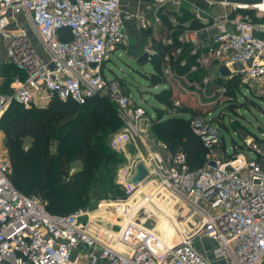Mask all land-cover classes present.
Wrapping results in <instances>:
<instances>
[{
  "label": "built area",
  "instance_id": "1",
  "mask_svg": "<svg viewBox=\"0 0 264 264\" xmlns=\"http://www.w3.org/2000/svg\"><path fill=\"white\" fill-rule=\"evenodd\" d=\"M224 1H207L208 7L221 6L218 16L187 0H153L152 15L136 17L141 29L155 27L151 44L135 59L144 53L153 67V59L159 60L155 75L174 93L169 114H180L178 109L186 101L197 104L199 114H210V104L229 99L227 87L214 82L222 78L220 67L229 71L222 79L238 78L235 92L247 86L264 100V10L259 8L263 0L250 5ZM183 10L190 12L198 28H191V21L179 25ZM18 16L30 26L48 60L32 49L26 31L16 23ZM163 18L170 26L165 25L158 37ZM132 19L120 10V0H0V39L7 62L19 72L7 92L0 89V118L12 102L28 108L43 107L52 97L79 105L105 98L122 123L119 137L143 136L153 118L134 103L124 82L103 74L110 54L124 46L125 26ZM64 30L68 40L60 37ZM187 57L193 58L191 65ZM200 70L207 74L193 79L191 75ZM190 120L207 151L204 165L189 170L181 151L168 153L166 160L154 155L143 185L132 184L127 166L117 180L125 197L119 203L111 201L122 220L118 232L110 224L107 228L95 221L84 225L82 218L91 216L86 210L52 215L39 197L20 194L11 183L10 161L0 137V264H263L264 151L260 147L264 140H242L243 149L235 154L226 149L215 154L220 141L217 127L200 115ZM158 146L167 151L164 143ZM246 151L255 152V158ZM210 161L214 167L208 165ZM159 191L184 201L205 218L198 231L184 235L172 248L155 242L147 220L138 217L151 202V194ZM137 196L141 201L134 199ZM95 227L106 238L99 237ZM109 231L121 233L120 237ZM195 237L216 243L209 258L194 246Z\"/></svg>",
  "mask_w": 264,
  "mask_h": 264
},
{
  "label": "trees",
  "instance_id": "2",
  "mask_svg": "<svg viewBox=\"0 0 264 264\" xmlns=\"http://www.w3.org/2000/svg\"><path fill=\"white\" fill-rule=\"evenodd\" d=\"M191 19L190 12L186 10L177 18L179 25ZM163 23L170 26L167 18H163ZM189 26L198 28L199 24L191 21ZM178 29L182 27L178 26ZM60 37L68 40L69 33L64 30ZM153 63L156 73H159V60L155 58ZM192 63L193 58L187 57V65ZM18 74L14 66H5L0 89L7 92L11 79ZM205 74L206 71L200 70L191 77L199 80ZM146 77L152 85L163 83L155 74ZM222 78L214 79L215 84H224L229 90L227 95H236L238 78ZM170 93L161 91L164 103L159 99L160 93L155 96L168 108ZM189 104L182 102L179 117L168 116L169 111L165 109L156 110V114L158 117L167 115L159 122L167 151L170 154L183 152L187 168L196 170L204 165L207 151L190 126L191 117L200 111L190 108ZM114 112L105 98H94L79 105L52 97L43 107L30 105L28 108L12 102L0 118V132L10 161L13 187L22 195L36 196L46 202V211L52 215H67L84 208L89 202V189H95L97 184L102 186L110 181L115 187L113 173L121 158L109 147L108 138L121 128V124ZM25 139L32 143L30 150L22 148ZM52 141L57 142L55 152H50ZM76 162L80 167L70 172Z\"/></svg>",
  "mask_w": 264,
  "mask_h": 264
},
{
  "label": "rangeland",
  "instance_id": "3",
  "mask_svg": "<svg viewBox=\"0 0 264 264\" xmlns=\"http://www.w3.org/2000/svg\"><path fill=\"white\" fill-rule=\"evenodd\" d=\"M207 10L213 16H218L223 11L220 5H210ZM10 26H12L11 28H14L13 23H11ZM27 34V38L32 49L38 54L41 49L38 39L33 33L30 34V32H27ZM1 44L3 45L2 41ZM3 51L4 59L1 58L2 61L0 59V78L2 76V70L5 68V66L9 67V63L6 59L5 47ZM0 54H3L2 51H0ZM42 54L46 55L43 49H41V59H43V57H41ZM134 55L135 54L130 56V54L126 53L124 49H117L113 54H110V59L103 65V74L106 78L117 79L124 82L127 93L131 95L134 103L137 106L143 107L150 117L153 118V121L150 122L148 127L145 129L143 134L144 137L141 136L139 138L130 140L119 137L122 128V123L120 121L121 128L111 134L108 138L109 147L121 158V161L117 163V168L114 171L115 173H113L114 175L112 178V181L114 182L113 184L116 188L111 186L110 181L101 184L102 186L97 184L95 189H89V202L84 206V208H81L82 210L91 212L90 217L85 216L82 218L84 225H94L93 222L95 221L100 228H107V226L110 224V226L113 227L112 229L114 232H118V230H120L119 226L117 225L120 224L122 220L116 217L113 204L111 205V201L114 202L116 199H121L125 196V193L120 185H116V179L119 175L118 172L124 173L123 170L127 168L126 166H129V164L133 161H139L137 158L146 153L145 150H147L149 144L158 146V143L166 142L164 139H162L163 130H161L159 127V122L162 119H165L167 115L160 114L163 116L158 117L156 110L165 109L166 111L173 112L171 108V101L170 107L168 108L161 104L162 102H165V98L161 94V91L166 90L167 85L165 83L152 85L148 77H146V74H155L156 71L154 67L149 61L143 64H138L134 58ZM210 69L214 70V66H210ZM8 73H11V70L8 71ZM239 89L240 90L236 92V95H226L229 96V99L225 98L222 104H210L208 107L209 109L207 110L210 112V114H198L200 116L210 118V122H212L219 131L220 141L214 150L215 154H219L224 149L227 150L229 155L234 150H242L243 148L238 146L241 145L242 140H247V142L252 143L264 140V100L254 95L247 88V86H241ZM158 93H160L159 99L161 103L157 100L158 97L155 96V94ZM170 95L171 100L174 97V93L171 92ZM189 107L197 109L198 105L191 102ZM110 108L115 111L114 114H117L115 107H113L111 103ZM178 110L180 111V109ZM163 113L165 112L163 111ZM178 115L179 114H168V116L176 117ZM158 132H160V134ZM0 137L4 145V141L2 139L3 135L1 132ZM31 147V141L25 139L22 143L23 150H30ZM56 149L57 142L52 141L50 152H55ZM2 150L7 153L5 145L3 146ZM235 152L236 151L233 153L235 154ZM245 153L250 158H255L256 156L255 152L250 153L246 151ZM143 158L145 157L143 156ZM79 167V162L72 164L70 172H74L75 168ZM171 199L166 196V199L163 202L169 203L170 206L172 205L169 210H167V206H165L162 207V210L160 209L159 211H156L155 215L147 213L146 210L144 212H140L138 215L139 218L147 220L146 227L148 230H154L155 240L157 243L160 242V240H167V243L165 242L164 244H168L170 237L173 235L175 236L172 238V242H177V238H181V235L179 234H182L183 231L184 217L186 219L189 213L196 219L200 217L198 213H195L188 205L184 203V201L181 202L182 200L179 201L176 199L175 203L170 204ZM178 201L180 204H178ZM177 206H179V208H177ZM162 211L167 212L164 214ZM176 220L178 224H181V229L174 227V222ZM196 222L199 223L198 220ZM95 230L99 234V237L106 238L103 237V232H100L97 227H95ZM109 232L111 233V231ZM114 232H112L111 235L118 239L121 233ZM127 239L130 240L128 237ZM198 242L199 241L194 242L195 247H197ZM119 248L122 249L121 246Z\"/></svg>",
  "mask_w": 264,
  "mask_h": 264
},
{
  "label": "crops",
  "instance_id": "4",
  "mask_svg": "<svg viewBox=\"0 0 264 264\" xmlns=\"http://www.w3.org/2000/svg\"><path fill=\"white\" fill-rule=\"evenodd\" d=\"M153 6H154L153 5V0H120V10L123 13H128V14L132 15L133 18H135V19H132L125 26V38H126V40H125L124 46L116 48L114 50V52L117 49H124V51L126 53L130 54V56H132L133 54H135L137 56L140 52H143L145 49H147L149 47V45L151 44V40H153L152 39L153 38V34H155V32H156V31H154L155 27H148V30L141 29L139 27V25H138V21H137L136 17L141 16V15L146 16V17H150L152 15V13H153V10H154ZM15 19H16V23H17L18 27L21 26L22 28H24V30L26 31V34H27V32H30V34L32 33V31L29 30L30 26L28 24H26V22H24L22 16L15 17ZM164 28H165V24L164 23H163L162 28H160V29L157 28L158 29V35H159L158 37H160L161 34H162V32L160 30H164ZM41 49H40V51L38 53L39 55L37 54L38 56H40V54H41ZM3 50H4V48H3V45L1 44V39H0V51H2V53H3V54H0V59L1 58L4 59V51ZM41 57H43L42 60H48V56L47 55H43L42 54ZM2 59H1V61H2ZM0 83H2V79L1 78H0ZM156 146L152 145V144H149L147 150H145L146 153L142 154L141 157L137 158V160H139V161H133L132 163L129 164L127 174L130 177L135 174L136 165L138 163H142L144 165V167L148 169V167H150V165H151V161L153 160L152 157L154 155H158V157H160L162 160H166L168 158V153L169 152L163 150L159 146H157V147ZM143 156L145 158H143ZM118 174H119V172H118ZM121 174H123V173H121ZM147 175H148V173H147ZM147 175H146V177H147ZM146 177L142 181H140L138 184H136V185H139V184L143 185V184L147 183L148 180L146 179ZM117 180H118V178L116 179V185H117ZM131 180H132V178H131ZM168 195L164 191H159V192L152 193L151 196H150V201L151 202L147 203V205L145 207V210L147 211V213H151L152 215H155L156 214L155 212L160 210L157 204L163 203L164 200L166 199V196H168ZM153 196H154V198H153ZM169 196L172 198L171 200H173V202H175L176 198H174L171 195H169ZM123 198H121V199H123ZM134 199H136L137 201H141V197H139V196H137ZM118 200L119 199H117V202L119 203ZM177 200H179V199H177ZM179 201H181V200H179ZM179 201H178V204H180ZM181 202H183V201H181ZM186 205H188V204H186ZM177 208H179V206H177ZM145 210H143L142 212H144ZM172 212H174V211H172ZM195 213H197V212H195ZM184 214H186V213H184ZM199 216L200 217L196 219L193 216H191L190 213H189V215H188V217L186 219L184 217V221H183L184 222V227H183L184 233H182L183 235L181 233L179 234V235H181L180 236L181 238H183L184 235H189L191 233H195L196 231H198L201 228L202 224L205 222V218L203 216H201V215H199ZM148 217H150V216H148ZM190 220H192V222H190ZM197 220L199 221V224L196 222ZM176 222H177V220L174 222V227H176L177 229H181L180 228L181 224L180 223L178 224V222L177 223ZM151 231L154 232V230H151ZM154 234H155V232H154ZM172 238H173V236L170 237V240H169L168 244H164L167 240H160V242H158V243L160 245L162 244V245H164V246H166L168 248H172L176 243H178L181 240V238L179 239V237H178L177 238L178 239L177 242L174 243V242H172ZM197 241H199V242H198L196 248L199 250L200 253L206 254L207 257L209 258L211 256L210 255L211 251L216 248V243L213 240L208 239V238H204V237H200V238L195 237L193 239V242H197ZM155 242H156V240H155ZM195 245H196V243H195ZM214 263L223 264L221 261H217V262H214Z\"/></svg>",
  "mask_w": 264,
  "mask_h": 264
},
{
  "label": "water",
  "instance_id": "5",
  "mask_svg": "<svg viewBox=\"0 0 264 264\" xmlns=\"http://www.w3.org/2000/svg\"><path fill=\"white\" fill-rule=\"evenodd\" d=\"M190 3H194L195 5H197L198 7L202 8V9H206L208 7V2L207 1H211L213 3H222L223 0H187ZM224 2L229 3V4H242V5H250V4H255V3H259L261 2V0H225ZM201 37L204 38L205 35L204 33L201 34ZM136 56V55H135ZM135 58V57H134ZM136 62L138 64H143L147 61V57L146 54H141L140 56H138L136 59ZM90 67L94 68L95 64H91ZM49 68H52V64L49 65ZM218 72L220 73L221 76L226 77L229 75V71L225 68V67H220L218 69ZM261 151H264V144L260 147ZM208 165L211 167H214V163L212 161L208 162ZM147 175V170L144 167V165L142 163H138L136 165V172L132 177V183L133 184H138L140 181H142Z\"/></svg>",
  "mask_w": 264,
  "mask_h": 264
},
{
  "label": "bare ground",
  "instance_id": "6",
  "mask_svg": "<svg viewBox=\"0 0 264 264\" xmlns=\"http://www.w3.org/2000/svg\"><path fill=\"white\" fill-rule=\"evenodd\" d=\"M259 8L261 9V10H264V0L261 2V3H259ZM166 193V192H165ZM167 197H169L170 199H171V197L168 195ZM153 198H154V196H153ZM175 200V199H174ZM153 202V201H152ZM172 202H173V200H171L170 201V204H172ZM160 203V202H159ZM173 203H175V202H173ZM158 205V207H159V209H161L162 210V207H165V206H167V210H169V208L172 206H170L169 205V203H163V204H157ZM163 212V211H162ZM167 212V211H166ZM166 212H163L164 214L166 213ZM190 222H192V220H190ZM193 224V223H192ZM197 224V223H196ZM199 224V223H198ZM182 233H184V231H182ZM183 235V234H182ZM175 235H173V237H174ZM121 249V248H120Z\"/></svg>",
  "mask_w": 264,
  "mask_h": 264
}]
</instances>
